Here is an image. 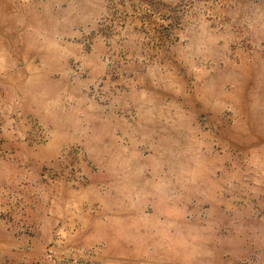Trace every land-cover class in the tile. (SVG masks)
<instances>
[{
  "label": "rangeland",
  "instance_id": "374dc122",
  "mask_svg": "<svg viewBox=\"0 0 264 264\" xmlns=\"http://www.w3.org/2000/svg\"><path fill=\"white\" fill-rule=\"evenodd\" d=\"M0 264H264V0H0Z\"/></svg>",
  "mask_w": 264,
  "mask_h": 264
}]
</instances>
